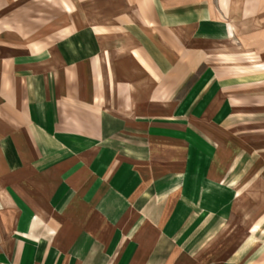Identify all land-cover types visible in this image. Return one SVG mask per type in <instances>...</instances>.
<instances>
[{
    "label": "crops",
    "instance_id": "obj_1",
    "mask_svg": "<svg viewBox=\"0 0 264 264\" xmlns=\"http://www.w3.org/2000/svg\"><path fill=\"white\" fill-rule=\"evenodd\" d=\"M0 264H264V0H0Z\"/></svg>",
    "mask_w": 264,
    "mask_h": 264
},
{
    "label": "rangeland",
    "instance_id": "obj_2",
    "mask_svg": "<svg viewBox=\"0 0 264 264\" xmlns=\"http://www.w3.org/2000/svg\"><path fill=\"white\" fill-rule=\"evenodd\" d=\"M259 61L260 60H256L254 56L251 57L250 54L247 53V55L244 56L242 62L238 63L239 64L238 67L243 66L245 70H249V66L256 65L257 62L260 63Z\"/></svg>",
    "mask_w": 264,
    "mask_h": 264
}]
</instances>
